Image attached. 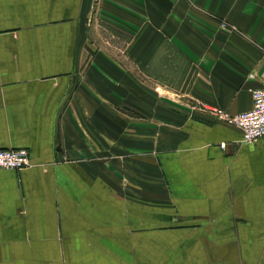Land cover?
Masks as SVG:
<instances>
[{
    "label": "crops",
    "instance_id": "obj_1",
    "mask_svg": "<svg viewBox=\"0 0 264 264\" xmlns=\"http://www.w3.org/2000/svg\"><path fill=\"white\" fill-rule=\"evenodd\" d=\"M263 83L264 0H0V264H264Z\"/></svg>",
    "mask_w": 264,
    "mask_h": 264
},
{
    "label": "built area",
    "instance_id": "obj_2",
    "mask_svg": "<svg viewBox=\"0 0 264 264\" xmlns=\"http://www.w3.org/2000/svg\"><path fill=\"white\" fill-rule=\"evenodd\" d=\"M211 110L216 117L236 125L242 131L244 142L254 143L264 138V83L253 90L252 108L234 114L218 107ZM30 163L26 147H0V169H20Z\"/></svg>",
    "mask_w": 264,
    "mask_h": 264
},
{
    "label": "rangeland",
    "instance_id": "obj_3",
    "mask_svg": "<svg viewBox=\"0 0 264 264\" xmlns=\"http://www.w3.org/2000/svg\"><path fill=\"white\" fill-rule=\"evenodd\" d=\"M95 14V13H94ZM102 36H103V39L102 40H100V44H102L103 46H106L107 45V36H106V34H102ZM101 46V45H100ZM211 108H213V107H211ZM210 111L213 113V111L210 109ZM218 118V117H217Z\"/></svg>",
    "mask_w": 264,
    "mask_h": 264
}]
</instances>
